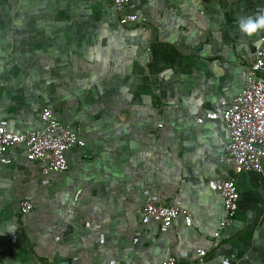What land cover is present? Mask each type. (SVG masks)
Returning a JSON list of instances; mask_svg holds the SVG:
<instances>
[{
	"label": "crops",
	"instance_id": "crops-1",
	"mask_svg": "<svg viewBox=\"0 0 264 264\" xmlns=\"http://www.w3.org/2000/svg\"><path fill=\"white\" fill-rule=\"evenodd\" d=\"M263 5L129 0L139 20L121 24L110 0H0V123L41 129L50 108L85 140L48 175L22 146L5 153L0 264H264V158L235 176L238 209L212 246L214 183L232 175L221 101L241 91L259 46L236 18ZM177 199L190 225L182 213L164 232L141 222L145 202Z\"/></svg>",
	"mask_w": 264,
	"mask_h": 264
},
{
	"label": "built area",
	"instance_id": "built-area-1",
	"mask_svg": "<svg viewBox=\"0 0 264 264\" xmlns=\"http://www.w3.org/2000/svg\"><path fill=\"white\" fill-rule=\"evenodd\" d=\"M119 13V22L125 24L139 20L138 16L127 10L129 0H110ZM264 7V5L262 6ZM223 109L218 114L229 131V139L221 154V160L232 171V175L217 179L215 190L222 200L223 215L213 232L212 246L220 243L221 232L230 225L236 215L240 194L236 175L246 171H262L264 158V32L259 34L257 52L247 68L241 91L229 103L222 100ZM217 114H210L211 117ZM43 127L35 130H9L0 123V162L9 163L5 153L10 148L22 146L27 160L41 163V173L64 172L69 169L66 152L74 147H83L85 140L78 131L60 124L52 115L50 108L41 112ZM201 121V119H198ZM162 126V123H158ZM46 181V180H45ZM32 204L24 201L21 213L26 214ZM185 215L186 225H190V212L181 206L180 200L170 204H161L153 200L144 203L141 209V222H154L160 231L172 227L178 214ZM206 250L198 248V258L205 256ZM161 264H179L172 255L167 256Z\"/></svg>",
	"mask_w": 264,
	"mask_h": 264
},
{
	"label": "clouds",
	"instance_id": "clouds-1",
	"mask_svg": "<svg viewBox=\"0 0 264 264\" xmlns=\"http://www.w3.org/2000/svg\"><path fill=\"white\" fill-rule=\"evenodd\" d=\"M236 24L244 36L248 38L258 36L264 32V7H258L253 13L238 15Z\"/></svg>",
	"mask_w": 264,
	"mask_h": 264
}]
</instances>
